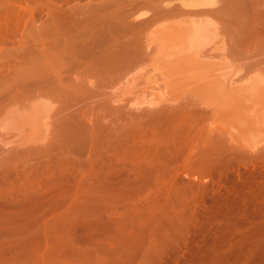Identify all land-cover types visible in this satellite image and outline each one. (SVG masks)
Returning a JSON list of instances; mask_svg holds the SVG:
<instances>
[{"label":"rangeland","instance_id":"374dc122","mask_svg":"<svg viewBox=\"0 0 264 264\" xmlns=\"http://www.w3.org/2000/svg\"><path fill=\"white\" fill-rule=\"evenodd\" d=\"M12 1L20 5L21 8L24 6L22 10H25L26 12L25 17L27 18L28 23L30 22L31 23L30 24L27 23V25H24V26L22 25L10 39H6L4 42L0 44V60H2L3 58H7V56L9 58V56H11L15 52L17 56H15L14 54L10 57L11 58L10 60L13 61V64L15 63L14 61H17V63H19V62H22L23 60L26 63L27 61L31 60L30 59L31 57L26 56L23 59V56L17 54L16 52L18 51L17 48L21 46L20 43L22 39L23 38L26 39V36L29 35V33L27 32L28 31L31 32L30 30H33L32 29L33 26L31 25L32 24L35 25V22H38V20L40 21V20L46 19V15H47L46 12L49 11V9L47 10L48 7L47 6L42 7V5L41 7L40 5H38L37 7L36 0H12ZM53 1L54 0H41L42 3L43 2L52 3ZM98 1H101V0H90V1L89 0H67V1L66 0H56L55 4L62 6V8L68 9L78 4L79 2H81L80 4H86V3L98 2ZM164 1L165 2L167 1V3L171 2V0H164ZM164 1L163 0L161 1L144 0V1H141L140 4L137 3V5H131L127 9L123 8L122 10L123 13H127L126 16H128L126 17V21L129 22V24L131 25L139 26L136 28L137 34L135 36V42L136 44L139 45L140 50L137 53L134 61L130 65L124 66L115 72L112 71L111 73L101 71V73L103 72L102 77L101 75H97V74L90 75L88 77L89 83L93 81L92 83H95L98 85V87L95 89L96 93L97 92L99 93V94L97 93V96L95 93L94 95H90L89 89L91 88L90 86H88L90 85L88 83H87V86H85L86 85L85 84L81 87L84 90L82 91L86 92L85 95H87V98L86 99L84 98V100L79 103L78 101L75 100V97L77 96H75L74 94H76V92L66 95L64 100L62 98H61L62 100H58L59 98L52 99V97L48 96L47 93L40 92L41 93L40 95L38 91H41V90L37 89L38 87L36 86L37 84L34 85V83L37 82V80H34L35 78L33 79L34 83L31 84L29 82V84L32 86H30L28 83L24 84V86H21L20 84L19 85L16 84L14 86L11 83L12 85L11 87V86H8L10 84H5L4 81H0L1 86H2V83H4L2 87L0 86L1 87L0 88V264H12V263L15 264L16 262H17L16 264H20V263L29 264L30 262L31 264H35L36 262L34 263L33 261L36 258L34 257H38L41 254L42 256H39L41 260L38 259L39 262H37V264H44L45 261L48 263L50 261V264H69L71 262L74 264H81L83 262L82 264H85L84 263L85 261L86 263L89 262L90 264L92 263L93 264L95 263L96 264H100V263L124 264L125 261L128 262L127 264H129V262L130 264H137V263L139 264L140 263L142 264H264V139H263L264 135L262 137V134H264V104H263L264 103V98H263L264 89H263V97L261 98H258L257 96H254L252 93H250V91H247L248 89L247 87H251V86L253 87V85L259 82V81L252 82V79L256 80V78L254 77L258 76V75L255 76V74L264 75V52L263 53L261 52L252 53V51H249L250 53L249 52L241 53V54L237 53L234 49L235 48L233 44L234 42L230 44L232 39H231V35L229 34V32L234 27V25L231 21L227 23V21H225L224 19V16H226L227 18L235 17L234 15L236 11L238 10V8L242 9L245 12V14L242 17L249 16V15L251 16L253 13H257L262 9L260 8L262 6H257L258 5L257 2H261L262 0H241L242 5L239 7H233V8L231 7L229 8V6H227L228 1L230 3V0H227V1L218 0L221 10L219 13L213 12L212 14L211 13L207 14V12H212L210 10L208 11V9L204 10V11H207L206 13L204 11H199L198 13V11L195 12V10L193 11L190 10L189 12L188 7H183L182 4L183 2L185 3L186 1H192V0H186V1L175 0L171 2L170 6L167 5ZM194 1H201V0H194ZM33 6H35L36 8H42V13L39 9L38 11L40 12V15H39V12L36 11L37 15L35 13V16L31 14L29 17V14H28L29 11L26 10V8L27 7L28 9L35 8ZM193 13H196V15ZM201 13H202L201 16H204L206 19L208 20L211 19L218 23L217 29H216V35H214V38L210 37L211 41L207 43H206L207 40H204V42L206 43L205 44L206 46L201 45L202 47H200L201 49L203 48V50L200 49L199 51V53L201 52L200 56H203V55L208 56V58H206L205 56V58L202 59L201 67H204L205 71L207 70V72L209 71L211 73V71H213L211 74H213L215 70L218 71L221 68H223L221 70H225L229 68V70L232 72V74L231 73L230 74L231 76L233 75L232 77L233 79L231 78V76H228V75L226 76L232 79L231 80L229 78L232 81V84H234L233 80L238 81L237 84H240L239 82H242V81L244 83H249V82H251L252 84L254 83L253 85L250 84V86H248V84L241 83L247 86V87L245 86L243 87V88H246L242 90V91H245L243 94H246V93L247 94L246 95L242 94L241 95L242 98L239 97L238 95H233V93L231 96V94L227 92L228 95L230 94V96L225 98V99H228L225 102H228L230 100V97H232V99L234 98L233 102L231 101L228 102L230 103V107H228V104H227L226 105L227 108L223 106L224 104L221 106L220 104L222 103L220 101L219 103H215L213 101H209L208 98L206 99V97H209V95L204 96L203 94L205 92L204 90L206 89L201 90L203 89L202 86L197 85L199 84V82L197 83L195 81H192L196 79V77L192 79L193 76L190 75L189 73L188 78L189 76H192V77L188 79L186 78L187 74L184 73L186 72V66H187L186 62H188L190 58L183 59L182 57V55L184 54L182 51H184L186 48H184L185 46L183 44V35L181 34V31L179 29L183 30L184 28H187L184 25L186 26L188 25L190 26V24L193 25L192 21L195 22L196 21L195 18H199V21L197 22L205 21V19L203 20V17L201 18L199 16V14ZM205 14H207L208 16ZM189 16L191 17L193 16V18H191L192 20L189 19L190 18ZM252 16H254V14ZM28 17L31 20H28ZM251 18L252 17H250L249 19L252 20ZM188 20H190V24L189 23L183 24V22H181V21H184L185 23ZM179 22H181L180 23L181 25L179 24ZM151 36L154 39H152ZM225 46L227 48H229L228 46H232L234 48L230 47L229 48L230 50L226 51L227 48L224 50ZM204 47L208 49H205ZM6 49L9 51H12V53L8 51L10 55H7L6 53L8 52H4V51H7ZM232 49L234 50L231 51ZM164 50L167 51L166 52L168 53L166 54L167 56L165 55V53H163L165 52ZM176 51L178 52L176 53ZM179 53H183V54L181 55ZM207 53H209L210 55H208ZM212 53L213 54L217 53L218 58H217V54L213 55ZM174 54H177V55H174ZM219 54L221 55V59L225 60V62L227 61L226 63L228 66L224 62L217 63L219 56H220ZM172 56H175V58L172 59ZM211 56H213V58H211ZM12 57H14L15 59ZM210 59H213L215 61L217 59V61L215 62ZM221 59L219 61H221ZM216 64H219V65L216 66ZM220 64H223V65L221 66ZM220 72L222 73V71H218V73L217 72L215 73H217L216 75H220L221 74ZM223 73L225 74V72ZM104 74H107L105 76L106 79L103 77ZM263 75L261 76L262 78L260 77L261 79H263ZM249 77H250V80H248ZM101 78H104L105 80L103 79L104 80L103 81ZM229 79H227V81ZM198 80L199 78L197 79V81ZM244 80H247L249 82H245ZM261 83L262 82H260L259 85ZM230 84L226 85L228 86L227 91H230L229 89H232V86H230ZM237 86H240V85H236L235 83L234 87H236L237 93L235 89L232 91H235L234 92L235 94H240L241 92L239 91L241 90H238ZM82 91L79 90L78 93H82ZM202 91L204 92L202 93ZM15 92H17L19 95ZM13 93H15L16 98L13 95ZM200 93H202V95ZM249 93L252 95L250 96ZM206 94H208V91ZM98 95L100 96L99 99H98L99 97ZM102 95H104V97H102ZM210 96H211L210 98H214L212 97L213 96L212 94H210ZM216 97L220 99L219 98L220 96L219 97L216 96ZM67 98H68V102H67ZM101 98L105 100L104 101L105 106L108 103L109 106L108 105L107 106L108 107L111 106L110 108L113 107L115 109L116 108L119 109L118 107H120V114L122 110L123 111L125 110L131 114H134L132 112H135L138 114V112L140 111L142 112L151 107L154 108V107L162 106V107L168 108L171 106H178V104H184L186 105V108L187 106H190V107L192 106L191 108L194 107L195 115L197 118L195 121V127L196 126L197 128L199 127L198 129L196 128L197 131H200V133H203V135L205 136L207 131L209 134L211 132L209 129H212L213 131H215V132L212 131L210 133L211 136L213 134V137H210L211 139H209L210 142H212L211 143L212 146L214 148L216 147L217 150L221 151L223 157L225 156L236 157L235 162L237 164L235 163L234 165H226V163H222L219 166L214 167L212 169H209V168L205 169L202 167H199L197 169L182 168L180 172L184 180L183 178L181 179L179 178L177 180V184L179 183L178 185H180V182L178 181H181V180L189 181L188 179H190L191 177H192L191 180L194 179V181L198 183L195 185V197L197 199L195 200L197 201L196 203L198 204V205L196 204V211L194 212L192 216L191 214H189V212L187 213L188 218L183 221L184 223H182L183 225H181L182 228L178 227V225L176 226L177 228H175V226L174 228L173 226L170 227V225H175L176 222L173 221V219L169 220L168 219L169 217H168L167 219L166 218H163V219L165 221L166 220L171 221L170 225L167 224L170 228H167L168 226H166L164 228L168 230L163 231L165 229L161 227H163L166 224L164 225L160 224V223H163L164 221L162 219H159L161 221L159 222V225L160 226L162 225V226L160 227L159 225H157L159 221L157 219V216H159L160 218V217H165L169 215L164 214L165 216L164 215L161 216L162 214H158L160 212L159 210H161V213H163L162 212L163 209L159 208L158 209L159 212L157 211L156 213H154L153 215L154 220H153L152 219L153 216L150 213L155 212V211H150V213H148L149 211H146L148 210L147 208H150L154 205V203H152V206H148V205H151V201H153V199H150L149 201L141 197V200L139 199V201H142V199L143 201L140 202L142 203L140 205L137 199V198H140V196L136 197L135 201L136 202L138 201L139 203L138 206L143 207L144 206L143 204H145L144 201H146L147 203V205H145L146 208H143V210L145 209V212H146L145 213V212L140 211L142 209H140V207L137 206V203L133 201L134 199L125 200L120 195H117L118 197L116 198L115 197L117 194V193L115 194L116 189L115 191H112L114 192V194L111 192V190H113L114 188H118L116 186L122 185V184L118 185V183H115L121 180L120 179L117 181V178H116L118 176L120 177V175L112 176L113 174L108 173L109 175L108 177L110 178L105 177L106 174H102V172L100 171L103 168H98L99 166L101 167L103 165L101 163L96 164L97 161L94 157L92 156L87 157V155L90 154L88 149L86 150V148L80 147L83 151L87 152V154H85L86 152H83L79 148H77L79 146L74 147L75 145H77L76 144L77 139H79L78 138L79 133L78 131H76L77 129H81L83 127L82 130L86 132V133L84 132V134L81 136L83 141L86 140V137L91 136L89 135L91 133L88 131V129L92 125H94L96 122L95 120L93 121V117L90 116V114L92 110H94L93 105H95V102L97 100L100 101ZM244 99H250V100L245 102L246 100ZM92 100L94 101V103L92 102ZM213 100L215 101V99ZM260 100H262L263 102L262 101L260 102ZM238 102L239 104H236ZM82 103L83 105L77 106L78 104H82ZM245 103H247L250 106H247V104ZM253 103L258 104V105H255L258 107H254V106L252 107ZM203 104L206 105V107L203 106ZM214 104L220 107L218 108V106H215ZM91 106L93 107L91 108ZM41 107H44V108H41ZM216 107L218 110L216 109L214 110V108ZM18 109L20 111H18ZM37 109L40 111H38ZM115 109H112V110L116 111ZM210 109L212 110V112ZM221 109H223L224 111H222ZM233 109L238 110V111L235 112V110ZM261 110L263 111L261 112ZM125 111L122 112V114L127 113ZM31 112H33V115H31ZM37 112H40V114ZM73 112H79L77 114L78 115L81 114V117H83V114L84 115L86 114L85 115L86 117L84 116L82 119H80V126L78 124L77 127H71V126L69 127L68 124L70 125L74 124L75 117H77V114H75V116L70 119V114H72ZM243 113L244 114L247 113L245 114L246 116ZM43 115L44 117L42 118ZM116 115L119 116V112ZM127 115H125L126 117H123V118L134 120L135 115H133L134 116L133 118H130L131 115L130 116L128 115L129 117L128 118ZM244 117L248 119L246 120ZM107 118L110 120L115 119V118L111 119L109 117ZM107 118H103V120H100V121L105 122V125L106 124L109 125L108 123L110 120H108ZM120 118L122 117L120 116ZM116 119H118V117H116ZM127 119L126 120L124 119V120L127 121ZM121 120L123 121V119L117 120L119 121L118 122L119 124L121 123L120 122ZM115 121H113V123ZM141 123L143 122L141 121ZM66 124L68 125L67 128L64 127V125ZM114 124H117V123H114ZM44 126H46V128ZM255 126L259 127V130ZM214 129H218V130H214ZM241 130L242 132H240ZM244 130H247V131H244ZM222 131H224L225 134H222L224 133ZM254 131L259 132V133H256ZM244 132H246L247 134L245 133L244 135ZM249 135L252 137L253 136L255 137L254 138L248 137ZM84 136L86 137L84 138ZM228 136L231 138H229ZM73 137L74 138L76 137L77 139L76 138L74 139ZM243 137L246 140L242 139ZM259 137H262V138H259ZM215 139L218 142L215 141ZM221 140H226V141L224 142ZM230 140L231 141L234 140V141L230 144L229 143ZM254 143H256L257 145ZM227 144L229 146L231 145L230 149H235L237 151L229 155V153H227L229 152L227 151V149H229L228 148L229 146H227ZM70 145L72 148L69 147ZM238 147H240L239 150H238ZM251 147L254 149H252ZM245 150L248 152H244ZM236 152H240V153H236ZM224 153H227V154H224ZM91 159L92 160L95 159L94 160L95 165H90V166L86 165L88 163L89 164L92 163ZM82 161H85L86 163L84 164V162ZM251 162L253 164H251ZM58 163H60V165ZM81 163L83 166H80ZM60 167H62L63 169ZM78 167H80V169H78ZM81 167H83V169ZM93 167H96V169ZM90 168L93 170H91ZM89 169L94 174L95 173L96 174L94 175L93 173H90ZM102 171L104 173L108 172L104 170ZM137 171L139 170L133 171L131 173L134 174L136 172L134 175L137 176V174H139L137 173ZM143 172L146 173V171H143ZM131 173L129 172L128 173L129 175L125 176L124 178L126 177L128 178L129 176H131L130 175ZM144 173H141V174L144 176L145 175ZM148 174H150V172ZM77 175H80L81 177ZM92 175H94V177ZM178 176L181 177V175H178ZM104 177L110 179V182H108V180L105 179ZM131 177H133V175ZM150 177H144V179L139 177V179L141 178L144 181L147 178L149 179ZM78 178L82 179L83 181L79 180ZM112 178L113 179L115 178V180H113ZM136 178H133V179H136ZM202 178H203V181H202ZM67 179H70V180L67 181ZM95 180H98V181H95ZM112 180L114 181V183L112 182ZM183 181L182 183H184ZM72 183H75V184H72ZM79 183H81L80 184L81 186L79 185ZM107 183L112 184L115 187L110 185L113 188L111 190L109 189L108 191L107 189L110 187H107ZM91 185L93 188L91 187ZM96 185H99L98 187H100V189L97 188ZM100 185H103L102 187L105 186L106 188H103L105 190H103ZM185 185L186 184L184 183V186ZM67 186L69 189L67 188ZM135 186L137 185H134L133 187ZM70 187L77 188V189L73 190ZM80 187H83L82 190L80 189ZM63 190H65L64 193L62 192ZM41 191L42 193H40ZM54 191H56V193ZM66 191H67V196L63 195L66 193ZM68 191H69V194H68ZM51 193H53V195ZM59 193L61 194L60 196H58ZM229 193H233L231 201H229L228 199ZM54 194L57 197L54 196ZM110 194H113V195H110ZM33 196L34 197L36 196L35 199H38V200L35 201L33 199L34 198ZM51 196L53 197L51 198ZM47 197H50L52 200L54 198L56 202H54L53 204V201L55 200L52 201L50 198L47 199ZM43 200H46L47 202ZM119 200H122L123 203L117 202ZM41 201H43L44 203ZM129 201L133 202L134 207H131L132 204L129 205ZM110 204H111L110 207L107 206ZM115 204L117 206H114ZM36 206L37 208H35ZM122 207L123 208L131 207V210H129V208L123 209ZM153 207H155V205ZM116 209L118 210V213ZM132 209L135 210L136 215L133 214L134 211L131 213ZM154 209H156V207ZM138 210L140 211L139 216L137 213ZM119 211H121V214ZM19 212L21 214H19ZM141 213H144V214L141 215ZM95 214L97 216H95ZM146 214H148L147 216H151L152 218H150V220L148 218L147 221L148 220L149 221L145 223L146 220L144 219L147 218ZM188 214L190 217L188 216ZM120 215H125L126 217L130 216V219H129L130 221L129 222L123 221V223H121L120 221L122 220L120 219L122 216ZM132 215L133 216L135 215L136 216L135 219L137 220L133 219L132 221V218H134ZM144 215H145L144 218H139V217H143ZM104 218L105 219L108 218L107 219L108 221L105 220ZM190 218L191 220H188ZM118 219L121 225H119ZM126 219L128 220V218H125L123 220H126ZM155 219H157L156 224L154 222L156 221ZM113 220L114 221L116 220L115 221L116 223H114ZM138 220L140 221V223L137 222ZM187 220L189 221V223H187L188 222ZM89 221L91 223H89ZM108 222L109 224H107ZM133 223L136 224V227L135 225H133ZM116 224H117V228L120 226L119 228L123 229V227L121 226H124V229L123 230H119L117 228L115 229L114 226ZM139 224H141V226H139ZM102 228L104 229V231L102 230ZM106 228H108V230H106ZM110 228L111 229L113 228V229L110 230ZM97 229L99 231H97ZM174 230H177V231L173 233ZM126 231H128L129 233ZM119 232L122 234H120ZM165 232H168V233H165ZM144 233L149 235L148 238L151 236L150 239H148V241H146L147 235H145ZM151 233H153L154 235ZM138 234L142 236H139ZM172 234L173 236H171ZM97 235H99L100 237ZM111 235L112 237H110ZM129 237H132V238H129ZM109 238H112L111 241ZM125 238L126 239L128 238V239L126 240ZM144 239H145V242H144ZM103 240L105 242H103ZM152 240L156 242L159 241L160 243L156 244ZM109 242H113V243L111 244ZM151 242H153V245ZM139 243L140 244L142 243L141 246H139L140 245ZM75 244H77L78 247ZM145 244H148L147 248H145L146 246ZM155 245H158V247L160 246V248L153 247V248H156L154 249L156 252L152 250V246H155ZM149 247L151 248V251L148 250ZM52 248H57V250L55 249V253L54 254L52 253L51 256L49 257L50 254L48 253L53 252V251H50V250H53ZM108 248L109 250H107ZM111 248L115 249L113 250L115 252L110 251ZM128 249L132 250L133 252ZM83 250H86V251H83ZM157 250H158V253H160L158 255H157ZM78 251H81V252L79 253ZM100 251L102 252L100 253ZM44 252H46L48 259H46V256L43 255L45 254ZM56 252H59V253H56ZM105 253L107 254L110 253V254L105 255ZM146 253L149 255H147ZM75 254L77 256L80 254H81L80 256L82 257L84 256L83 257L84 259L81 257L84 261H81L80 256L77 257ZM118 254L120 255L119 256L120 258L117 256ZM86 255H89L88 256L89 258L86 257ZM90 256L92 257L94 256L96 259L92 257L90 258ZM99 256H101V259H99L100 258ZM121 256H124V258ZM144 256H147V257L149 256V258H145ZM17 257H21V258L19 259ZM61 257H64V258H61ZM68 257L71 262L68 260ZM102 258L103 260L105 259L107 260H105L104 262H101L103 261ZM109 258H110V262H107ZM130 258H132L133 263H131ZM87 259H89V261ZM111 259L113 260L111 261ZM18 260L22 262H18ZM23 260H26V261L28 260V261L26 262ZM115 260H118V261H115ZM65 261H67V263ZM143 261L146 263H144Z\"/></svg>","mask_w":264,"mask_h":264},{"label":"bare ground","instance_id":"6f19581e","mask_svg":"<svg viewBox=\"0 0 264 264\" xmlns=\"http://www.w3.org/2000/svg\"><path fill=\"white\" fill-rule=\"evenodd\" d=\"M55 1L56 0H54L52 3H50V2H48V3L43 2L42 3L41 0H40V2H39V0H36V2H37L36 6L37 7H38V5H40V7H41V5H42V7L43 6H47L48 7L47 10L49 9V11L46 12V14H47L46 15V19L40 20V21L38 20V22H35V25L34 24L31 25V26H33V28H32L33 30H30L31 32H29V31L27 32V33H29V35L28 34H27L28 36L25 35L26 39L25 38L22 39V41L20 43L21 46L18 47L19 49L17 48L18 51H16L18 55L23 56V59L26 56H30L31 60L29 59L30 61H27L26 63H25L24 60L22 62H19V63H17V61H14L15 63L13 64V61L10 60L11 59L10 57L12 55H14L15 52L11 56H9V58H8V56H7V58H3V59L1 58L2 60H0V81H4L5 84H10L8 86H11V87H12V85L15 86L16 84H18V85L20 84L21 86H24V84H26V83L29 84V82L31 84L34 83L33 79L35 78L34 80H37V82H35L34 85L37 84L36 85V86H38L37 89L41 90V91L37 90L38 93H40V92L47 93L48 96L52 97V99L53 98H55V99L59 98L58 100H62V99L64 100L66 95H68L70 93H73V92H76V94H74L75 96H77V97H75V100L80 103V102H82L84 100V98L85 99L87 98V95H85L86 92H83L84 90L81 88L85 84H86L85 86H87V83L90 84V85H88L91 88V89H89L90 90L89 91L90 95H94V93H95L96 96H97L98 92L96 93L95 89L98 87V85L95 84V83H92L93 81H91L89 83L88 77L90 75H96L97 74V75H101V77H102L103 72L101 73V71H105V72H109V73H111L112 71L115 72V71L119 70L120 68H122L124 66L130 65L134 61L137 53L140 50L139 45L136 44V42H135V36L137 34V31H136L137 29L136 28L139 27V26L129 24V22L126 21V17H128V16H126L127 13H123L122 10H123V8L127 9L131 5H137V3L140 4V2L144 1V0H101V1H98V2H90V3H86V4H80L81 2H79V3L77 2L78 4L72 6V7L68 8V9L62 8V6H59L58 4H55ZM159 1H161V0H159ZM172 1H175V0H171V2ZM184 1H186V0H184ZM171 2L167 3V1H166L165 3L170 6ZM241 2H242L241 0H230V3L228 1V5L227 6H229V8L230 7L231 8L239 7V6L242 5ZM257 4H256L257 6H262V7H260L262 9L261 10L259 9L260 11L257 12V13H253L254 16H252L253 14L251 16L249 14H247L249 16L242 17L245 14V12L242 9H240V8H238L239 11L238 10L236 11V13L234 15L235 17H233V18L232 17L231 18H229V17L227 18L226 16L223 15L224 19H225V21H227V23L229 21H231L233 23V25H234V27L231 29L229 34L231 35V39H232L230 44H232V42H234L233 44H234L235 48L232 47V46H228V47L229 48L230 47L234 48L235 51L237 53H239V54L248 53L249 51H252V53H257V52L263 53L264 52V0H262L261 2H257ZM115 5H117V6H115ZM182 5H183V7H188V11L189 12H190V10H192V11L195 10V12L198 11V13H199V11H204L205 9H208V11L210 10L212 12H207V11H204V12L205 13L207 12V14L208 13L212 14L213 12L219 13L220 10H221V7H220V4L218 3V0H201V1L192 0V1H186L185 3L183 2ZM28 6H30V5H28ZM23 7L21 8L20 5L14 3L12 0H0V44L2 42H4L6 39H10L16 33V31H18V29L22 25L23 26L27 25L28 21H27V18L25 17L26 16V12H25V10H22ZM33 7H35V6H33ZM39 9H40V11L42 13V8H36V7L32 8V9H28V7L26 8V10L29 11L28 12L29 17H30L31 14L35 16L36 11H38ZM193 14L196 15V13H193ZM207 14H205V15H207ZM36 15H37V13H36ZM39 15H40V12H39ZM190 15H192V14H190ZM201 15H202V13L199 14V16L201 18L203 17V20L205 19V21L197 22V21H199V18H195L196 19V21H195L196 23L194 21H192L193 25L190 24V20H192L191 18H193L194 15L192 17L189 16L190 20H188L185 23H184V21H181V22H183V24H186V23L190 24V26L188 24H187L188 26L184 25L187 28H184V29L182 28L183 30L179 29L181 31V34L183 35V44L185 46V47L184 46L183 47L186 48L185 50L182 49V50H184V51H182L184 54L183 53H179V54H181V55L183 54L182 55L183 59L190 58V60L188 62H186L187 60L185 61L187 63V66H186V72H184V73L187 74L186 78H188L189 73H190V75L193 76L192 79H194V77H196V79H194L192 81H195L197 83L199 82V84H197V85H201L202 86L203 89H201V90L206 89V90H204L205 92L202 91V93L204 92L203 93L204 96L209 95V97H206V99L208 98L209 101H213L215 103H219V101H220L222 103L220 105L222 106L224 104L223 106H225V108H227L226 107L227 104H228V107H230V103H228V102L229 101L233 102L234 98L232 99V97H230V100L228 102H225V101L228 100V99H225V98L229 97L230 94L232 96V93H233V95H238L239 97H241V95L245 92V91H242V90L246 89V88H243V87L244 86L247 87L246 85H243V84H248V86H250V84H252V83L247 81V80H244L245 82H249V83H244L242 81V82H239L240 84H237L238 81L233 80L234 84L236 83V85H240V86H237V88H238V90H241V91H239V92H241L240 94H235L234 92L236 91V93H237V89H236V87H234V84H232L231 80L233 79L232 78L233 75L231 76L232 72L229 70V68L225 69V70H221L223 68H221L219 66L221 69H219L218 71H222V73L220 72L221 73L220 75H216L218 73V71L215 70V72H217V73L214 72L213 74H211L213 71H211V73H210L209 71L207 72V70L205 71L204 67H201V64H202L201 61H202L203 58H205L206 55L202 54L203 56H200V53H201V52L199 53V51L201 49L200 47H202L201 45L206 46L205 44L207 42H210L211 38H214V35H216V29H217V24H218L216 21L211 20V19L208 20L204 16H201ZM139 16H141V15H139ZM199 16H197V17H199ZM29 17H28V20H31V19H29ZM250 17H252L251 18L252 20L249 19ZM171 19H173V18H171ZM165 20H167V19H165ZM181 22H179V24ZM30 23H28V24H30ZM167 29H168V27H167ZM24 31H25V29H24ZM151 38H152V36H151ZM152 39H154V38H152ZM155 40H157V39H155ZM204 40H207L206 43L204 42ZM179 45H181V44H179ZM164 48H166V47H164ZM226 48L227 47L225 46L224 50ZM229 48H227L226 51L230 50ZM205 49H208V48H205ZM234 49H232L231 51H233ZM201 50H203V48ZM8 51L9 50L4 51V52H8ZM158 51H160V50H158ZM180 51H181V49H180ZM9 52L12 53V51H9ZM9 52L6 53V54L10 55ZM166 52L167 51H165L163 53H165V55H166V54H168ZM169 52H171V51H169ZM177 52L178 51H176V53ZM206 52H207V50H206ZM206 52H205V54H206ZM209 52H210V50H209ZM6 54H5V56H6ZM207 54L210 55L209 53H207ZM214 54H217V53H214ZM174 55H177V54H174ZM15 56H17V55L15 54ZM169 57H171V56H169ZM12 58H14V57H12ZM174 58H175V56H172V59H174ZM206 58H208V56H206ZM211 58H213V56H211ZM217 58H218V54H217ZM20 59H22V58H20ZM220 59H221V55L219 56L218 61L216 59L217 63L218 62H220V63L224 62L227 65V63H226L227 61L225 62V60H223V59H221V61H219ZM204 60H206V59H204ZM210 60H213V59H210ZM18 61H20V60H18ZM213 61H215V60H213ZM23 63H25V64H23ZM183 65H185V64H183ZM218 65L219 64H216V66H218ZM220 65L222 66L223 64H220ZM209 67H210V65H209ZM223 72H225V74ZM226 72H228V73H226ZM205 73H206V75H205ZM106 75L107 74L103 75V77L105 79H106V77H105ZM226 75L231 76L232 79L229 77L231 79L230 80ZM262 75L261 74H255V76H257L258 78L254 77V78H256V80H253L251 78L252 82H255V81L256 82L259 81V82H257L255 85H253L254 84L253 83L252 84L253 87L252 86L251 87H247L248 88L247 91H250V93H252L254 96H257L258 98L263 97V89H264V87H263L264 86V80L263 79H264V75H263V79H261ZM192 76H189V78H191ZM104 78H101V79L103 80ZM198 78L201 81H199V80L197 81ZM227 79H229L230 81L228 80L229 81L228 82ZM240 79H241V77H240ZM257 79H259V80H257ZM248 80H250V77L248 78ZM230 82H231V84H230ZM260 82H262V83L259 85ZM11 83H12V85H11ZM13 83H15V84H13ZM91 83H92V85H91ZM228 83L230 84V86H232V89H229L231 92L227 91V87L228 86H226V85H229ZM241 83H243V84H241ZM3 84L4 83H2V86H3ZM262 84H263V86H262ZM241 85H243V86H241ZM0 86H1V84H0ZM30 86H32V85H30ZM241 87H242V89H241ZM77 89H78V91L79 90L80 91L83 90L82 93L84 95L82 93H78ZM234 89H235V91H232ZM207 91H208V94H206ZM227 92L230 93V94L228 95ZM15 93H17V92H15ZM15 93H13L14 96H15ZM202 93H200V94L202 95ZM209 93L212 94L213 95L212 97H214V98H210L211 96H210ZM246 94H243V95H246ZM252 94H250V96ZM40 95H41V93H40ZM216 96H218V97L220 96L219 97L220 99H218ZM102 97H104V95H102ZM253 97H251V98H253ZM15 98H16V96H15ZM99 98H100V96L98 97V99ZM41 99H42V97H41ZM52 99H50V100H52ZM91 99H93V98H91ZM213 99H215V101ZM216 99H218V100H216ZM101 100H103V101H101ZM244 100H246L245 102H247L250 99H244ZM43 101H44V99H43ZM97 101L95 102V105H93L94 106V110L90 109V110H92L90 116H92L93 117V121L95 120V122H96L94 125H92L88 129V131L91 133L89 135H91V136L90 137L84 136V138L86 137V140L83 141L81 136L84 134L85 131L82 130L83 127L81 126L82 127V128L80 127L81 129H77L76 130L79 133V135H78L79 137L77 136L79 139H77L75 137L77 139V143H76L77 145H75L74 147L79 146L77 148H79L81 151H83V150L80 147L86 148V150L88 149L90 154L87 155V157H89V156L94 157L96 159V161H97L96 164L101 163L103 165L101 167L99 166L98 168H103L102 170L108 171V172L104 173L102 170H100L102 172V174H106L105 177L109 176L108 173L113 174L112 176H114V175H116V176L120 175V177L123 176L122 178H120L119 176L116 177L117 181L120 180V179L121 180L118 181V182H115V183H118V185L122 184L120 186H116L118 188H114L113 190H111L115 186H113L112 184H108L107 183V187H110V188L107 189L108 191L110 189L111 192H112V191H115V189H116V191H115V194L117 193L116 196H115L116 198L118 197L117 195H120L125 200H133L134 199L133 201L135 203H137V206L139 205L140 202L143 201L144 198H145V200L147 199L149 201H150V199H153V201H151V205H148V206H152V203H154L156 209H154L155 207H153L154 206L153 205L152 206L153 208L152 207L147 208L148 210H146V211H149L148 213H150V211H155V212H152L153 214L150 213L153 216L154 213H156L158 211V209L161 208V209H163V211H162L163 213H161V210H159L160 212L158 211L159 212L158 214H162L161 216H163L164 214L169 215V216H165L164 215L165 217H160V218H159V216H157L158 214L156 215L158 220L162 219L164 221V222L162 221L163 223H160V224H163V225L166 224L163 227H161L162 225L161 226L159 225V222H161V221L159 220L157 225H159L161 228H164V227L168 226L167 224H169V225L171 224V221H167V220L165 221L163 218L167 219L169 217L168 218L169 220L173 219V221H175L177 224L175 223V225H170V227L173 226V228H174V226H175V228H177L176 227L177 225H178V227H181V225H183L182 223H184L183 221L188 218L187 217V213L188 212L192 216L194 214V212L196 211V204H197L196 200L197 199L195 197V185L198 184V183L196 181H194V179L191 180V178H192L191 176H189V177H191L190 179H188L189 181L185 180V181H187L189 183L183 181L184 178H183V176H182V174L180 172L182 170V168L197 169L199 167H202V168H205V169L206 168L212 169L214 167L219 166L222 163H226V165H234L236 163L235 162V158L236 157H234V156H228V157L225 156V157H223L221 151L217 150L216 147L214 148L212 146V144H211L212 142H210V140H209V139H211L210 137H213V134H212V136L210 134L213 131L212 129H209L211 132L208 134V131H207L205 136L203 135V133H200V131H197V129L199 127L198 128H197V126L195 127V121H196L197 118H196V115H195L194 107L191 108L192 106L191 107L187 106V108H186V105L178 104V106H171V107H168V108L167 107H162V106L161 107H154V108L151 107V108H148L147 110H144L142 112L141 111L138 112V114L135 113V112H132L134 114H131V113H128L127 111H125V110L124 111L127 112V113H123L122 114V112H124L122 110L121 114H120V107H118L119 109H117V108L115 109L113 107L110 108L111 106L108 107L109 106L108 103H107L108 106L106 105L107 106L106 107L104 105L105 104V102H104L105 100L103 98L100 99L101 102L100 101L97 102ZM261 101L262 100H260V102ZM67 102H68V98H67ZM92 102L94 103L93 100H92ZM260 102H258V103H260ZM208 103H210V102H208ZM236 104H239V102L236 103ZM245 104H247V103H245ZM79 105H83V103L82 104H78L77 106H79ZM182 105H184L185 107L182 106ZM214 105L218 106L216 104H214ZM255 105H258V104L253 103L252 107L253 106L254 107H258V106H255ZM40 106H42V105H40ZM93 106H91V108ZM203 106L206 107V105H204V104H203ZM247 106H250V105L247 104ZM31 107H33V106H31ZM207 107H209V106H207ZM219 107L220 106H218V108ZM41 108H44V107H41ZM47 109H49V108H47ZM112 109H115L116 111H114ZM215 109L218 110L217 107L214 108V110ZM221 110L224 111L223 109H221ZM233 110H235V109H233ZM248 110H250V109H248ZM18 111H20V110L18 109ZM38 111H40V110H38ZM237 111L238 110H235V112H237ZM262 111L263 110H261V112ZM118 112H119V116L116 115ZM211 112H212V110H211ZM37 113L40 114V112H37ZM77 113H79V112H73L72 114H70V119L72 117H74L75 114H77ZM127 114L129 116L131 115L130 118H133L134 117L133 115H135L134 120L131 119L132 120L131 121V120L127 119V118H123V117H126L125 115H127ZM245 114H247V113H245ZM250 114H252V113H250ZM31 115H33V112H31ZM71 115H73V116H71ZM85 115L83 114V117ZM112 115H113V117H112ZM128 115H127V117H128ZM229 115H231V114H229ZM120 116L122 118H120ZM43 117H44V115L42 116V118ZM83 117H81V114L80 115L77 114V117H75V121H74L75 125L72 124V122H71L72 125L68 124L69 127L70 126L71 127H77L78 124L80 126V119H82ZM107 117H109L111 119H113V118H115V119L110 120ZM116 117H118V119H116ZM40 118H41V116H40ZM103 118H107L108 120H110L109 123H108L109 125H107V124L105 125V122L100 121V120H103ZM244 118L246 119V117H244ZM120 119H123V121L121 120L120 121L121 123L119 124L118 123L119 121H117V120H120ZM124 119L125 120L127 119V121H125ZM113 121H115L114 123H117V124H114ZM141 121L143 123H141ZM254 121H256V120H254ZM258 123H260V122H258ZM68 125L66 124V125H64V127L67 128ZM44 127L46 128V126H44ZM261 127H263V126H261ZM216 128H218V127H216ZM256 128L259 130V127H256ZM218 129H220V128H218ZM218 129H214V130H218ZM243 129H245V128H243ZM244 131H247V130H244ZM213 132H215V131H213ZM222 132H224V131H222ZM240 132H242V130ZM254 132H256V131H254ZM245 133L246 132H244V135H245ZM256 133H259V132H256ZM222 134H225V132L222 133ZM263 135L264 134H262V137H263ZM248 137H252V136L249 135ZM254 137L255 136H253L252 138H254ZM262 137H259V138H262ZM229 138H231V137H229ZM252 138H250V139H252ZM221 139H223V138H221ZM242 139H245V138L243 137ZM215 141H217V140L215 139ZM221 141L225 142L226 140H221ZM233 141L230 140L229 143L231 144ZM209 143L211 144V146H210ZM254 144H256V143H254ZM222 145H223V143H222ZM227 146H229V145L227 144ZM230 146L228 147L229 149H227V151H229V152H227V153H229V155L232 154V153H235V151H237L235 149H230ZM69 147H71V145ZM239 148L240 147H238V150H239ZM221 149H223V148H221ZM243 149H245V148H243ZM252 149H254V148H252ZM224 151H226V150H224ZM83 152H86V151H83ZM244 152H248V151L245 150ZM227 153H224V154H227ZM236 153H240V152H236ZM85 154H87V152ZM86 159H88V158H86ZM94 160H92L93 164L92 163L91 164L88 163L86 165H88V166L95 165L94 164V162H95ZM82 162H84V164L86 163L85 161H82ZM87 162H88V160H87ZM58 164L60 165V163H58ZM251 164H253V163L251 162ZM61 166H62V164H61ZM80 166H83L82 163H81ZM96 166H98V165H96ZM60 168H62V167H60ZM81 168L83 169V167H81ZM93 168L96 169V167H93ZM78 169H80V167H78ZM90 169H89V172L93 173L92 171H90ZM95 169H94V171H95ZM91 170H93V169H91ZM136 170H139V171H137V173H139V174H137V176L134 175L136 172L134 174L131 173V172L136 171ZM142 170L146 171V173H144ZM147 171H149L150 174H148L149 172H147ZM101 172H99V173H101ZM129 172L131 173L130 174L131 176L133 175V177L129 176L128 178L127 177L124 178L125 176L129 175L128 174ZM75 173H73V174H75ZM141 173H144L145 175L143 176ZM89 175H91V174H89ZM94 175H92V176L94 177ZM178 175H181V177L178 176ZM77 176H80V175H77ZM84 177H86V176H84ZM136 177H138V178H136ZM139 177H141L142 179H144V177H150V178L149 179L147 178L146 180L143 181L141 178H140L141 179L140 180ZM62 178H64V177H62ZM108 178H110V177H108ZM108 178H105V179H107L108 182H110V179H108ZM133 178H136V179H133ZM179 178L180 179L183 178V180L178 181V182H180V185H178L179 183L177 184V180ZM70 179H67V181L70 180ZM79 180H82V179H79ZM98 180H95V181H98ZM113 180H115V178ZM113 180H112V182L114 183ZM182 181L186 184L185 186H184V183H182ZM202 181H203V178H202ZM69 183H70V181H69ZM89 183H90V181H89ZM72 184H75V183H72ZM80 184L81 183H79V185ZM110 185H112L113 187L110 186ZM134 185H137V186L133 187ZM82 186H84V185H82ZM96 186H97V188L100 189V187H98L99 185H96ZM100 186H101L102 189L106 188L105 186L102 187L103 185H100ZM91 187H92V185H91ZM45 188H47V187H45ZM61 188H59V189H61ZM67 188H68V186H67ZM70 188H72V187H70ZM82 188L83 187H80L81 190H82ZM72 189L74 190V189H77V188H72ZM43 190H45V189H43ZM65 190H63L62 192L64 193ZM78 190H79V188H78ZM103 190H105V189H103ZM38 191H39V189H38ZM38 191H36V192H38ZM42 191L40 193H42ZM46 192H48V191H46ZM54 192L56 193V191H54ZM111 192H109V193H111ZM53 193H51V194L53 195ZM112 193L114 194V192H112ZM68 194H69V191H68ZM113 194H110V195H113ZM142 194H143V196H142ZM232 194L233 193H229V197H228L229 201L232 200V196H233ZM45 195H46V193H45ZM60 195L61 194L59 193L58 196H60ZM63 195L67 196V191ZM54 196H56V195L54 194ZM73 196H74V194H73ZM139 196H140V198H137L138 201H139V199L141 200V197L143 199H142V201H139V203H138V201L136 202L135 199H136V197H139ZM52 197L53 196H51V198ZM35 198H36V196L33 198L35 201L38 200V199H35ZM37 198H39V197H37ZM48 198H50V197H47V199ZM64 198H66V197H64ZM44 199H46V198H44ZM228 199H227V201H228ZM53 200H55V199L53 198ZM43 201H46V200H43ZM43 201H41V202H43ZM54 202H56V200L53 201V204H54ZM117 202L121 203L122 200H119ZM124 203H126V202H124ZM144 203L145 204H143L144 205L143 207L138 206V207H140V209H142V210H140L141 212H145V209L143 210V208H146L145 205H147V203H146V201H144ZM37 204H39V203H37ZM53 204H52V206H53ZM106 204H108V203H106ZM141 204L142 203H140V205ZM48 205H49V203H48ZM129 205H131V207H134L133 202H131V201H129ZM46 206H47V204H46ZM107 206L110 207L111 204L107 205ZM114 206H117V205L115 204ZM131 207H128L129 210H131ZM35 208H37V206ZM128 208H123V209H128ZM133 209H132L131 213L134 211L133 214H135V210H133ZM40 211H42V210H40ZM121 211H119L120 214H121ZM140 211L139 210L137 211L138 216L140 215ZM111 213H113V212H111ZM117 213H118V210H117ZM124 213H126V212H124ZM19 214H21V213L19 212ZM142 214H144V213H141V215ZM189 214H188V216H189ZM37 215H39V214H37ZM135 215L134 216L132 215L134 217V218L131 217L132 221H133V219L136 218ZM147 215L148 214H146V216ZM95 216H97V215L95 214ZM120 216H122L121 219L118 216L117 217L120 220H122V221H120L121 223H123V221L124 222L125 221L126 222L130 221L129 220L130 216L126 217L127 214H126V216L125 215H120ZM124 216H125V218H128V220L127 219L123 220V219H125ZM110 217H112V216H110ZM144 217H145V215L143 217H139V218H144ZM148 218L150 220V218H152V217L151 216H147V218L144 219V220H146L145 223L149 221V220L147 221ZM96 219H98V218H96ZM107 219H105V220H107ZM110 219H112V218H110ZM119 219H118V223H119V225H121L120 222H119ZM152 219L154 220V216H153ZM157 219H155L156 221H154L155 224L157 222ZM135 220H137V219H135ZM188 220H191V218L188 219ZM115 221H114V223H116ZM137 222L140 223L139 220ZM165 222H167V223H165ZM89 223H91V222L89 221ZM143 223H144V221H143ZM187 223H189V221ZM107 224H109V222ZM133 225H135V227H136V224L133 223ZM189 225H191V224H189ZM139 226H141V224H139ZM188 226H186V227H188ZM114 227L116 229L117 228V224ZM119 227L117 229H119V230H123L124 229V226H121V227H123V229L119 228ZM130 227H128V228H130ZM160 227H159V229H160ZM170 227L168 226L167 228H170ZM103 228H102V230L104 231ZM138 228H140V227H138ZM157 228H158V226H157ZM112 229L110 228V230H112ZM106 230H108V228H106ZM161 230H163V229H161ZM167 230L168 229H165L163 231H167ZM187 230H188V228H187ZM97 231H99V230L97 229ZM103 231H101V232H103ZM113 231H115V230H113ZM176 231L177 230H174L173 233H175ZM126 232H128V231H126ZM148 232H149V230H148ZM93 233H94V231H93ZM123 233H124V231H123ZM165 233H168V232H165ZM109 234H111V233H109ZM120 234H122V233H120ZM126 234H124V235H126ZM151 234H153V233H151ZM112 235L110 237H112ZM129 235H131V234H129ZM145 235H147V234H145ZM97 236H99V235H97ZM139 236H142V235H139ZM148 236L149 235H147V240L146 241H148V239H150V237H151L150 236L148 238ZM171 236H173V234ZM101 237H103V236H101ZM129 238H132V237H129ZM144 238H146V237H144ZM109 239L111 241L112 238H109ZM140 239H138V240H140ZM103 242H105V241L103 240ZM139 242H141V241H139ZM144 242H145V239H144ZM153 242L156 243V244L160 243L159 241L158 242L153 241ZM153 242H151L152 245H153ZM109 243L112 244L113 242H109ZM146 243H148V242H146ZM139 244H137V245H139ZM141 244L139 246H141ZM75 245H77V244H75ZM145 245H146L145 248H147L148 244H145ZM104 246H106V245H104ZM132 246H134V245H132ZM132 246H130V247H132ZM77 247H78V245H77ZM153 247L157 248L158 245L152 246V250L155 251L154 249H156V248H153ZM104 248H106V247H104ZM158 248H160V246ZM52 249L53 250H50V251H53V252L48 253V254H50L49 257L51 256L52 253L53 254L55 253V249L57 250V248H52ZM141 249H143V248H141ZM107 250H109V248ZM113 250H115V249L111 248L110 251H113ZM128 250H130V249H128ZM148 250L151 251V248L149 247ZM83 251H86V250H83ZM130 251H132V250H130ZM146 251H147V249H146ZM46 252H44V253L46 254ZM59 252H60V250H59ZM59 252H56V253H59ZM78 252L80 253L81 251H78ZM101 252L102 251H100V253ZM113 252H115V251H113ZM122 252H123V250H122ZM67 253H69V252H67ZM45 254H43V255L46 256V259H48L47 258L48 257L47 254L46 255ZM103 254H104V252H103ZM106 254L107 253H105V255ZM109 254H107V255H109ZM158 254H160V253H158V250H157V255ZM80 255H78V256H80ZM127 255H129V254H127ZM147 255H149V254H147ZM152 255H154V254H152ZM37 256H38V254H37ZM39 256H42V254L39 255ZM39 256L38 257H34V258H36L35 260H37V261H35V260L33 261L32 260L34 263L36 262L35 264H37V262H39L38 259L41 260V258H39ZM88 256L89 255H86V257H88ZM117 256L119 257L120 255L118 254ZM81 257L82 256H80V258ZM91 257L92 256H90V258ZM99 257H100L99 259H101V256H99ZM121 257L124 258V256H121ZM129 257H131V256H129ZM144 257L145 258H149V256L148 257L144 256ZM17 258L20 259L21 257H17ZM61 258H64V257H61ZM82 258H81V261H84L83 260L84 258L83 259ZM92 258H95V257L93 256ZM134 258H136V257H134ZM49 259H51V258H49ZM130 259H131L130 260L131 263H133L132 258H130ZM68 260H69V257H68ZM87 260L89 261V259H87ZM102 260H103V258H102ZM105 260H107V259H105ZM105 260H103L101 262H104ZM112 260L113 259H111V261ZM23 261H26V260H23ZM115 261H118V260H115ZM18 262H22V261L18 260ZM65 262L67 263V261H65ZM107 262H110V258H109V260ZM84 263L88 264L89 262L86 263V261H85ZM113 263H114V261H113ZM127 263L128 262L125 261L124 264H127ZM144 263H146V262H144ZM20 264H23V263H20ZM29 264H31V262ZM44 264H50V261H49V263L45 261ZM69 264H74V263L71 262ZM100 264H105V263H100ZM129 264H130V262H129ZM137 264H139V263H137ZM140 264H142V263H140Z\"/></svg>","mask_w":264,"mask_h":264}]
</instances>
